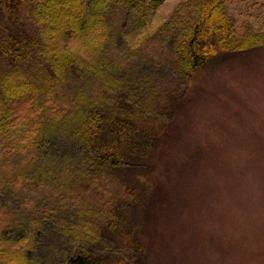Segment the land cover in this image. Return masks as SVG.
<instances>
[{"label":"trees","instance_id":"16d2710c","mask_svg":"<svg viewBox=\"0 0 264 264\" xmlns=\"http://www.w3.org/2000/svg\"><path fill=\"white\" fill-rule=\"evenodd\" d=\"M160 1L0 0V264H141L139 242L107 235L133 199L117 171L148 167L131 159L209 56L264 46L231 0L150 27Z\"/></svg>","mask_w":264,"mask_h":264},{"label":"rangeland","instance_id":"374dc122","mask_svg":"<svg viewBox=\"0 0 264 264\" xmlns=\"http://www.w3.org/2000/svg\"><path fill=\"white\" fill-rule=\"evenodd\" d=\"M180 1L161 0L150 27ZM250 1L228 10L264 26V0ZM134 157L148 167L117 171L133 199L107 235L139 242L141 264H264V46L209 56ZM6 218L0 210V226Z\"/></svg>","mask_w":264,"mask_h":264}]
</instances>
